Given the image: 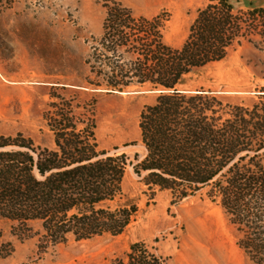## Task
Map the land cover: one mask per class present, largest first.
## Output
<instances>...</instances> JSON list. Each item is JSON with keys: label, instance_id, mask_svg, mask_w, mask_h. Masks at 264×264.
<instances>
[{"label": "trees", "instance_id": "trees-1", "mask_svg": "<svg viewBox=\"0 0 264 264\" xmlns=\"http://www.w3.org/2000/svg\"><path fill=\"white\" fill-rule=\"evenodd\" d=\"M105 6L103 33L72 86L81 94L156 92L155 103L140 114L147 154L135 173L145 174L150 190L169 193L172 204L207 190L236 227L238 247L264 264V93L251 106L235 105L189 85L196 72L245 42L264 44V7L240 12L230 0H209L174 48L165 41L162 16L139 15L117 0ZM52 97L57 100L43 119L53 148L23 134L0 135V222L12 223L20 240L37 238L41 253L70 241L121 236L138 211L124 201L128 157L99 148L94 106ZM13 253L0 230V260ZM106 264L162 259L138 242Z\"/></svg>", "mask_w": 264, "mask_h": 264}, {"label": "rangeland", "instance_id": "rangeland-1", "mask_svg": "<svg viewBox=\"0 0 264 264\" xmlns=\"http://www.w3.org/2000/svg\"><path fill=\"white\" fill-rule=\"evenodd\" d=\"M106 0H0V135L23 134L36 146L54 147L43 115L57 99L94 106L96 139L101 150L125 154L123 190L137 213L127 231L51 248L38 249V239L20 240L12 223L0 222L4 241L14 253L0 264H106L143 243L162 264H254L238 247L239 234L207 190L178 204L167 192L150 190L134 166L145 158L139 121L156 92L81 94L72 86L85 69L95 40L103 33ZM145 17L166 20L165 41L180 48L198 11L209 0H117ZM236 11L264 7V0H230ZM189 85L204 88L235 105L251 106L264 93V44H245L219 63L193 76ZM81 92V93H80ZM138 155V160L136 156ZM31 227L36 231L38 225ZM211 244V245H210ZM211 249V250H210Z\"/></svg>", "mask_w": 264, "mask_h": 264}, {"label": "bare ground", "instance_id": "bare-ground-1", "mask_svg": "<svg viewBox=\"0 0 264 264\" xmlns=\"http://www.w3.org/2000/svg\"><path fill=\"white\" fill-rule=\"evenodd\" d=\"M211 245V244H210ZM211 250V249H210Z\"/></svg>", "mask_w": 264, "mask_h": 264}]
</instances>
